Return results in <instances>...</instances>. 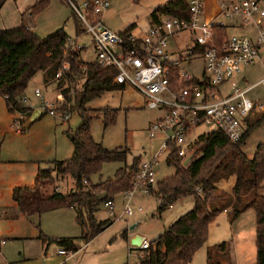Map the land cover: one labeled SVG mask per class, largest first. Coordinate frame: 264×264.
<instances>
[{"label":"trees","instance_id":"16d2710c","mask_svg":"<svg viewBox=\"0 0 264 264\" xmlns=\"http://www.w3.org/2000/svg\"><path fill=\"white\" fill-rule=\"evenodd\" d=\"M5 1L0 0V8ZM47 3L48 0H40L32 5L24 14L21 25L0 29V95L6 99L10 112L28 114L30 108L20 106L16 98L26 89L29 80L38 71H43L45 84L57 80V88L70 103L68 107L61 105L57 111L71 113L76 110L81 122L74 130L66 131L73 144L71 157L52 161L51 167L39 168L34 184L14 188L13 199L26 216L59 208H74L78 223L83 225L87 219L93 225L92 232L86 229L82 235L88 243L110 223L109 220L96 222L95 212L99 205L114 200L116 195L132 188L142 159L134 156L130 165L125 164L117 169L114 179L92 183L91 177L101 171L105 162H126L129 150L108 149L94 140L91 133L93 115L86 104L107 91L124 89V86L114 81L116 70L113 67L86 61L81 51L66 53L68 34L63 27L45 37L34 33L33 15L44 9ZM188 13V0H171L153 12L152 16L154 22H158L159 15L187 17ZM73 15L75 35L84 34L81 21L75 13ZM131 30L132 27H128L120 31L124 40L128 41ZM215 31L218 35L226 34V28ZM63 61L68 63L69 69L65 76L57 78ZM79 80H82L81 85ZM71 91L72 94H69ZM117 111L115 108L101 109L105 127L115 122ZM258 122L247 120V129L239 141H232L219 129L199 135L189 146L191 158L186 166L177 152L172 150L166 161L174 165L175 172L158 180L150 190L158 201L157 212L161 215L167 207L189 196L193 198L194 206L156 239L149 241V248L142 251L143 257L139 258L137 264H189L195 251L206 242L210 224L228 207L231 209V219L237 218L246 209L255 210V264H264V193H261V189L264 190V144L257 146L251 158L242 150L248 133ZM65 174L74 179L75 187L68 193H60L55 188L56 181ZM231 176H235L231 191H219L217 184ZM246 197L249 200H245ZM121 236L129 240L127 229ZM40 237L72 252L79 249L74 238H52L43 234ZM226 246V242H222L213 248L219 251L217 254L220 257L225 255ZM209 249L207 264H219V261L213 262L212 250Z\"/></svg>","mask_w":264,"mask_h":264},{"label":"rangeland","instance_id":"374dc122","mask_svg":"<svg viewBox=\"0 0 264 264\" xmlns=\"http://www.w3.org/2000/svg\"><path fill=\"white\" fill-rule=\"evenodd\" d=\"M40 0H6L0 8V29L13 28L21 25L22 18L26 11ZM113 11H129L133 7L134 0H111ZM116 1V4H115ZM119 1V2H118ZM73 11L65 0H48L44 9L34 13L32 18L33 31L39 37H45L55 30L63 27L70 37H76L73 24ZM148 20L144 27H138L140 34L148 31ZM252 28L244 26L242 28H229L227 34H248ZM79 42L88 44L90 36L82 34L79 36ZM194 44L189 31H181L173 34L168 40L169 52H183L188 45ZM82 57L86 61L97 62L94 53L88 49L82 51ZM202 57L196 52L191 59V65L187 70L197 77L202 73ZM264 65L260 61L246 66L243 71L234 77V81L242 89H248L246 96L255 103V109L247 118L250 122L259 121L255 128L248 133L242 150L247 157L251 158L257 146L264 144ZM79 85L82 80H79ZM58 81L54 80L50 84L44 82V72L38 71L28 82L26 89L18 95L16 100L22 107L41 109L42 115L38 120L32 121L18 113H8L6 99L0 95V148H2V158L9 156L12 147L5 140L1 128L7 131V124L16 126V120L23 124L25 131L33 129L32 145L29 150L23 149L24 155L34 156L37 160H43L39 165L42 168L51 167V162L55 160H65L71 157L73 153V144L68 138L66 131L74 130L81 122L79 113L73 110L70 113L69 121L60 117L59 111L56 115L46 112L45 107L50 103L54 107H60V101L57 96L60 90L57 88ZM38 88L41 96L34 95V90ZM223 92L230 89V84L222 87ZM63 96V95H62ZM26 99V102L23 99ZM31 100V104L30 101ZM86 107L92 112L91 133L95 141L103 144L108 149L127 148L129 154L126 162L111 161L102 165L101 171L91 177L92 183L96 184L107 179H114L117 169L130 165L134 156H140L141 159L151 160L157 155L160 146L167 139L163 132H157L154 136L150 135V126L159 116L160 112L156 109L146 106L144 95L132 86H126L124 89L107 91L101 97L87 102ZM118 109L115 122L105 127L101 109ZM10 118V119H9ZM30 127V128H29ZM210 125H202L193 130L192 136L195 138L200 134L212 131ZM40 157V153H42ZM167 152L159 155L155 163L156 181L162 180L175 172L174 165L166 161ZM37 160L34 163L37 164ZM184 162V161H183ZM23 163H28L23 161ZM235 176L223 179L224 186L233 185ZM220 181V182H221ZM264 185V180H263ZM222 186L219 185V187ZM74 186V179L65 174L59 176L56 181V190L60 193H66ZM221 188V187H220ZM52 191V189H49ZM221 191V189H219ZM261 193L264 190L261 189ZM246 197L245 200H249ZM128 202L125 193H120L114 198V214L109 215L108 210L100 204L95 212L96 222L109 220L110 223L88 242L82 237L83 233L92 232V223L85 219V224L77 222V213L74 208H59L44 212L38 219L37 216L29 218L30 223L43 235L52 238L70 237L74 238L79 245L80 250L76 254H63L70 257L68 264H137L140 252L137 249H131V242L121 236L123 230L131 235L139 234L146 239L153 241L168 226L176 221L181 215L191 210L194 206V200L191 196L181 198L173 203L172 208L159 215L157 212V199L153 194H145L142 190L136 189L130 199V206L134 213L127 215L123 213V207ZM142 207L139 211L137 208ZM123 213V214H122ZM231 213V210H230ZM223 214H219L209 226V233L206 242L199 247L189 264H207V250H212L213 262L219 261V264H255L256 262V212L249 208L244 210L237 218L231 219ZM87 227V228H86ZM226 242L224 256H218L217 249L213 246L217 243ZM62 248V247H60Z\"/></svg>","mask_w":264,"mask_h":264},{"label":"built area","instance_id":"2783aa9c","mask_svg":"<svg viewBox=\"0 0 264 264\" xmlns=\"http://www.w3.org/2000/svg\"><path fill=\"white\" fill-rule=\"evenodd\" d=\"M65 1L81 21L84 34L90 36L88 44L78 41L80 35L68 36L66 53L82 52L90 46L98 64L116 70L114 81L117 84L136 88L144 95L146 106L160 112L150 126V135L163 132L167 139L153 159L141 161L132 188L124 191L128 202L123 213L132 215L130 199L134 191L140 189L150 194L157 183L155 163L160 154L166 151L167 158L174 149L182 163L191 158L189 146L198 137L192 136L195 128L210 125L212 130L223 131L232 141L243 137L255 103L246 96L248 89L240 88L234 77L257 60L264 65V0H221L218 12L208 18L203 16L204 0H188L187 17L163 15L146 35L129 34L128 41L120 32L104 24L109 0ZM244 26L251 27L252 32L228 36L227 29ZM221 27L226 28L225 35L216 33ZM181 31H189L194 44L188 45L183 52H169V37ZM196 52L203 61L200 77L187 70ZM68 69V63L63 61L56 77L65 76ZM229 84L230 89L223 92L222 87ZM34 95L41 96L38 88ZM60 104L70 106L62 94ZM59 108L47 103L45 110L56 115ZM59 115L67 120L70 113ZM16 123V131H19L20 123ZM103 206L109 215H114V200L105 201ZM137 209L141 211L142 207ZM5 243L6 239L0 238V247ZM149 246L150 242L143 240L139 247L132 245L131 249L139 250V258H142V251ZM58 252L73 253L65 248Z\"/></svg>","mask_w":264,"mask_h":264},{"label":"crops","instance_id":"0c3cea01","mask_svg":"<svg viewBox=\"0 0 264 264\" xmlns=\"http://www.w3.org/2000/svg\"><path fill=\"white\" fill-rule=\"evenodd\" d=\"M109 1L110 6L103 16L104 24L117 32L132 27L131 34L142 37L150 31L154 24L152 13L171 0H134L132 9L115 13L112 9V1ZM220 1L204 0L203 16L207 18L214 16L218 12ZM162 16L159 15V18ZM147 20L149 24L148 31L144 35L138 33V27H144ZM60 95L61 92L57 96L59 101ZM29 101L31 104V100ZM20 115L23 117L22 114ZM26 115L30 120L35 121L42 115V111L41 109L30 108L29 113ZM67 120L69 121V118ZM21 121L22 119H20ZM15 122L19 121L16 120ZM7 125V131L5 128H1V133L4 134L5 140L12 147V151L9 156L3 159L2 148H0V238L6 239V243L0 247V264H68L70 257L66 258V256L58 252L62 246L56 242H47L42 239L40 236L43 233L40 231L39 235V231L29 221V218L33 216H37L39 219L43 213L26 216L13 199L14 188L32 186L34 184L37 171L39 168H42L39 162L41 163L43 160H37L34 156L23 154L24 148L26 150L31 148L33 138L32 128L29 127L30 129L25 131L23 124L20 123L21 129L16 131V126L14 127L9 123ZM41 154L43 152L35 157H40ZM35 160H37V164L34 163ZM23 161H27L28 163H23ZM221 184L220 188L219 185ZM217 186L218 189L225 192H230L233 187V185L225 187L223 181L219 182ZM73 189L74 187L71 188V190ZM172 205L169 207L172 208ZM230 210V207H228L220 213L229 218L231 215ZM133 236L134 234L128 233V238ZM146 240L150 241L149 239ZM86 247H88V243L83 248ZM79 250L80 247L76 252L71 254H76Z\"/></svg>","mask_w":264,"mask_h":264},{"label":"water","instance_id":"95a60500","mask_svg":"<svg viewBox=\"0 0 264 264\" xmlns=\"http://www.w3.org/2000/svg\"><path fill=\"white\" fill-rule=\"evenodd\" d=\"M189 161H190V158L186 159L183 162V165L186 166L189 163ZM143 240H146V238L144 236H141L139 234H135L133 237H131L130 242L132 245L139 247Z\"/></svg>","mask_w":264,"mask_h":264}]
</instances>
